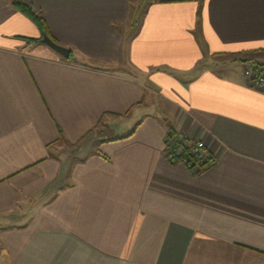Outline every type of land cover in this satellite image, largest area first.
Here are the masks:
<instances>
[{
    "label": "crops",
    "instance_id": "0c3cea01",
    "mask_svg": "<svg viewBox=\"0 0 264 264\" xmlns=\"http://www.w3.org/2000/svg\"><path fill=\"white\" fill-rule=\"evenodd\" d=\"M23 1L71 54L0 0V264H264V0Z\"/></svg>",
    "mask_w": 264,
    "mask_h": 264
},
{
    "label": "trees",
    "instance_id": "16d2710c",
    "mask_svg": "<svg viewBox=\"0 0 264 264\" xmlns=\"http://www.w3.org/2000/svg\"><path fill=\"white\" fill-rule=\"evenodd\" d=\"M12 6L21 14L26 16L39 30L41 36L38 39L23 38L28 42L41 43L43 33L54 40L48 30L47 23L40 12L26 4L23 0H10ZM55 41V40H54ZM166 139L169 147V157L172 162H186L191 157V147L193 144L185 141L172 127H168ZM199 163L198 161H196Z\"/></svg>",
    "mask_w": 264,
    "mask_h": 264
},
{
    "label": "built area",
    "instance_id": "2783aa9c",
    "mask_svg": "<svg viewBox=\"0 0 264 264\" xmlns=\"http://www.w3.org/2000/svg\"><path fill=\"white\" fill-rule=\"evenodd\" d=\"M243 78L251 87L264 92V65L250 63L243 68ZM191 157L183 162L192 171H200L213 163L212 158L204 154L202 141L195 142L191 147ZM198 161L199 163H197Z\"/></svg>",
    "mask_w": 264,
    "mask_h": 264
},
{
    "label": "rangeland",
    "instance_id": "374dc122",
    "mask_svg": "<svg viewBox=\"0 0 264 264\" xmlns=\"http://www.w3.org/2000/svg\"><path fill=\"white\" fill-rule=\"evenodd\" d=\"M213 60L215 62L211 60L210 65H211V67H215V68H218L222 64L235 63V60L238 61L237 57H234V56L230 57V56H225V55H220ZM214 63L217 65H215ZM110 130H111V128H109L107 126H100L96 131H94L92 134H90L78 146L71 147V149L64 147L63 150H64L65 155H67L69 157V159H71V158L74 159V157H76L80 154H83L85 151H88L89 149L93 148L94 144L96 143V141L98 139L104 138V137H106V138L109 137L110 136L109 135Z\"/></svg>",
    "mask_w": 264,
    "mask_h": 264
},
{
    "label": "water",
    "instance_id": "95a60500",
    "mask_svg": "<svg viewBox=\"0 0 264 264\" xmlns=\"http://www.w3.org/2000/svg\"><path fill=\"white\" fill-rule=\"evenodd\" d=\"M41 43L49 47L51 50L56 52L57 54L61 55L62 57L68 59L71 54V50L69 48H66L58 43H56L54 40H52L49 36H47L45 33H43L41 38Z\"/></svg>",
    "mask_w": 264,
    "mask_h": 264
}]
</instances>
